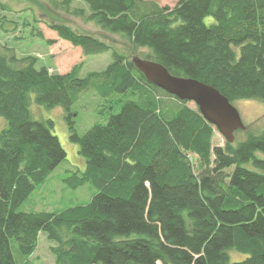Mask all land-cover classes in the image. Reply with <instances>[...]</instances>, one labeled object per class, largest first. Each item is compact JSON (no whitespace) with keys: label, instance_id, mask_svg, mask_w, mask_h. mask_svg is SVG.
<instances>
[{"label":"trees","instance_id":"16d2710c","mask_svg":"<svg viewBox=\"0 0 264 264\" xmlns=\"http://www.w3.org/2000/svg\"><path fill=\"white\" fill-rule=\"evenodd\" d=\"M53 1L85 16L83 8H71L73 0ZM81 1L87 19L121 35L140 58L212 85L231 103H264V0H178L172 7L153 0ZM208 15L214 19L209 25ZM45 23L84 55L111 50L112 61L81 77V64L50 73L34 56L0 51V116L6 121L0 130V264H17L11 240L27 257L39 233L56 242L53 264H264V173L244 166L264 169L255 155L264 153V129L253 133L245 126L243 139L213 146L214 127L197 107L148 82L132 58L64 22ZM31 34L44 39L34 27ZM88 89L102 98L135 99H118L106 123L80 135L71 105ZM31 94L36 104L66 111L68 137L86 167L64 180L96 187L86 204L19 210L66 156L52 121L33 117ZM230 249L246 257L231 261Z\"/></svg>","mask_w":264,"mask_h":264},{"label":"rangeland","instance_id":"374dc122","mask_svg":"<svg viewBox=\"0 0 264 264\" xmlns=\"http://www.w3.org/2000/svg\"><path fill=\"white\" fill-rule=\"evenodd\" d=\"M59 1V0H58ZM159 5L173 6L178 0H153ZM9 9L0 6V51L3 47L10 49L17 58L27 55L34 56L36 66L47 67L50 73L68 72L74 65L81 64L79 76L83 77L92 71H103L112 61V51L84 55L80 47L59 38L50 30L45 21H60L68 24L73 29L89 34L108 43L114 50L130 58L139 57L140 51L133 50L130 43L121 35L102 29L93 20L87 19L88 8L81 0H73L71 8H83L85 16H75L65 12L53 3V0H0ZM37 21H34V19ZM204 22L209 25L214 22L211 15L204 17ZM33 27L40 30L43 38L32 36ZM46 40H50L48 43ZM141 55V54H140ZM118 99H135L132 95L113 94L108 98L88 89L81 92L79 98L71 105V112L76 131L82 135L96 123H106L110 114L119 109ZM31 111L33 117L39 121L51 120V132L57 136L66 156L46 177L37 185L23 201L19 210L28 212H58L75 205L86 204L97 192L95 186L86 182L80 186L72 187L64 180L72 172H82L86 167L85 158L79 154L78 145L68 137V121L66 111L60 106L46 107L34 102L31 94ZM188 105L195 106L192 102ZM245 126L253 133L264 129V103L255 99H240L233 102ZM6 126L5 119L0 116V130ZM245 129L239 130L234 136V142L246 136ZM225 139L214 128L212 139L213 146H224ZM256 157L264 160V153L256 152ZM193 163L196 157L190 154ZM245 167L264 173V169L255 166L252 162ZM56 242L47 238L45 233H39L34 251L27 257L17 252L14 240H11V250L17 264H53L55 255L52 247ZM231 261H239L246 257L245 253L234 249L227 251Z\"/></svg>","mask_w":264,"mask_h":264},{"label":"water","instance_id":"95a60500","mask_svg":"<svg viewBox=\"0 0 264 264\" xmlns=\"http://www.w3.org/2000/svg\"><path fill=\"white\" fill-rule=\"evenodd\" d=\"M135 68L145 79L179 100L192 102L203 116L224 137L234 141V132L245 129L240 115L226 96L212 85L195 78L171 74L162 64L140 57H133Z\"/></svg>","mask_w":264,"mask_h":264}]
</instances>
